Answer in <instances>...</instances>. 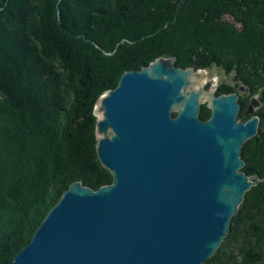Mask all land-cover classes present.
I'll list each match as a JSON object with an SVG mask.
<instances>
[{
	"label": "trees",
	"instance_id": "trees-1",
	"mask_svg": "<svg viewBox=\"0 0 264 264\" xmlns=\"http://www.w3.org/2000/svg\"><path fill=\"white\" fill-rule=\"evenodd\" d=\"M160 56L234 71L259 100L258 132L241 151L257 183L204 264H264V0H0V264L72 182L112 181L96 154L95 104ZM247 101L239 95L238 119Z\"/></svg>",
	"mask_w": 264,
	"mask_h": 264
},
{
	"label": "water",
	"instance_id": "water-1",
	"mask_svg": "<svg viewBox=\"0 0 264 264\" xmlns=\"http://www.w3.org/2000/svg\"><path fill=\"white\" fill-rule=\"evenodd\" d=\"M173 62L126 70L99 97L95 149L112 181L72 182L3 264H204L215 254L258 180L241 151L258 132L260 103L253 96L250 117L238 119L236 92L217 95L206 68Z\"/></svg>",
	"mask_w": 264,
	"mask_h": 264
},
{
	"label": "rangeland",
	"instance_id": "rangeland-1",
	"mask_svg": "<svg viewBox=\"0 0 264 264\" xmlns=\"http://www.w3.org/2000/svg\"><path fill=\"white\" fill-rule=\"evenodd\" d=\"M226 20H230V19L226 18ZM206 70H207V79H206L205 86H206V88L212 87L213 89H215L216 92L218 90H220L221 88L223 89V87H225V86H232V83L235 80L234 79V76H235L234 71L226 72L222 67L217 66L215 64H212L211 66L207 67ZM240 96L244 101H245V99H247V98H244L245 96L242 95L241 93H240ZM203 104H204V106H206L205 103H203ZM253 137H251V138H253Z\"/></svg>",
	"mask_w": 264,
	"mask_h": 264
},
{
	"label": "flooded vegetation",
	"instance_id": "flooded-vegetation-1",
	"mask_svg": "<svg viewBox=\"0 0 264 264\" xmlns=\"http://www.w3.org/2000/svg\"><path fill=\"white\" fill-rule=\"evenodd\" d=\"M242 86V85H241ZM241 86H238L237 84H236V82H235V80L233 81V83H232V86H225V87H223V89L221 88L220 90H222V91H220V93L219 94H228V93H232V92H236L237 94H238V101H239V95H240V93L242 94V95H244L245 97H248L247 99H248V101H247V104H246V108L248 107V105L250 104V102H251V100H252V97H253V95H249V96H247L248 95V92L245 90V89H243V90H240V87ZM219 91V90H218ZM216 92V91H215ZM218 95V94H217ZM254 97H256V96H254ZM257 108V106L255 107V109ZM250 117V116H249Z\"/></svg>",
	"mask_w": 264,
	"mask_h": 264
},
{
	"label": "bare ground",
	"instance_id": "bare-ground-1",
	"mask_svg": "<svg viewBox=\"0 0 264 264\" xmlns=\"http://www.w3.org/2000/svg\"><path fill=\"white\" fill-rule=\"evenodd\" d=\"M215 92V91H214Z\"/></svg>",
	"mask_w": 264,
	"mask_h": 264
}]
</instances>
